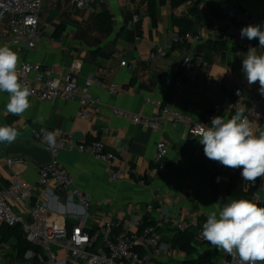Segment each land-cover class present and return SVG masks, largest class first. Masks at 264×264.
Here are the masks:
<instances>
[{
  "label": "crops",
  "instance_id": "crops-1",
  "mask_svg": "<svg viewBox=\"0 0 264 264\" xmlns=\"http://www.w3.org/2000/svg\"><path fill=\"white\" fill-rule=\"evenodd\" d=\"M62 1L65 0L45 1L41 38L35 48L30 49L25 43L9 46L1 35L0 46L7 45L18 53V64L24 60L41 63L43 67H54L56 75L71 72L80 86L89 77L98 79L101 84L94 83L89 92L100 102L90 110L88 119H82L77 116L80 111L77 99L44 101L29 96L30 107L17 116L6 111L8 93L0 92V126L15 128L22 138L15 142L26 141L28 145L34 144L33 132L42 127L71 132L75 141L102 140L107 151L120 156L123 176L111 181L109 166L92 154L63 150L58 157L74 176L75 185L89 195L92 202L89 211L70 190L57 192L53 186L37 188L32 198L14 205L15 211L24 214L39 205L46 208L50 221L70 228L79 223L97 228L105 217L111 216L139 230L147 218L155 222L162 234L157 257L160 264H183L184 260L201 254H213L215 261L222 264L229 254L198 237L195 255L181 250L175 243V226L180 221L194 220L197 232L202 230L207 214L229 199L234 178H240L248 192L243 199L251 200L252 190L241 176L242 169H230L208 159L203 145L182 119L165 117L164 129L154 130L116 114L115 110L155 117L158 110L147 101L150 98L161 101L183 118L210 126L206 115L213 103L221 101L234 87L241 86L249 101L252 85L242 70L249 46L231 45L220 36V31L231 22L227 11L232 4H241L263 18L264 0H210L224 10L220 16L211 13L205 1L199 0H189L178 7H173L171 0H109L101 11L114 16L110 32L97 21L98 12L77 9L72 0H66L70 5L66 8ZM174 17L188 20L186 31L175 24ZM46 24H55L56 31L50 32ZM261 27L264 30V23ZM212 30L214 33L209 36ZM187 33L207 38L175 41L177 36ZM209 41H221L226 48L215 50L214 43L208 44ZM254 44L257 54L264 55L258 39H254ZM159 48H164L165 54L151 58ZM188 56L190 68L197 70L193 78L181 69V62ZM122 59L127 65L120 68ZM167 79L172 80L170 85ZM210 81L222 85L213 87ZM178 83L184 86L180 99L176 93ZM111 84L117 85V93L107 89ZM255 99L264 105V95L259 93ZM234 114L226 109L219 116L230 119ZM249 120L258 136L260 120L255 117ZM160 140L167 142L168 154L157 161L156 145ZM8 145L0 142V187L8 186L16 178L37 182L38 165L29 157L6 155ZM8 158H17L18 162L9 164ZM261 206L264 207V200ZM3 231L4 224L0 223V264H44L41 251L37 254L27 249L21 255L17 237H5Z\"/></svg>",
  "mask_w": 264,
  "mask_h": 264
},
{
  "label": "built area",
  "instance_id": "built-area-1",
  "mask_svg": "<svg viewBox=\"0 0 264 264\" xmlns=\"http://www.w3.org/2000/svg\"><path fill=\"white\" fill-rule=\"evenodd\" d=\"M46 0H0V35L9 46H19L23 43L30 49L35 48L41 38L40 25L42 24V10ZM73 6L90 13L100 12L109 0H72ZM227 14L231 22L220 31V36L234 46L246 45L254 47V39L241 38L240 31L243 27L261 25L264 17L260 18L251 10L241 4H232ZM46 28L54 33L57 29L55 24H46ZM212 30L209 36H212ZM207 38L205 35L177 36L176 42L186 39ZM165 54L164 48H159L151 58H157ZM117 56H121L117 53ZM191 58L188 56L181 62L183 73L193 78L197 70L190 68ZM127 61L122 59L119 67L123 68ZM78 69V66L76 65ZM72 71V70H71ZM18 81L29 88L30 96L39 100L53 101L56 99H77L80 111L77 116L88 119L90 110L98 104V98H92L89 89L94 83L101 81L87 78L85 84L80 86L71 72L56 75L54 67H43L41 63H30L21 61L17 64ZM172 80L167 79V84ZM213 87H221V83L210 81ZM249 101L245 99V92L241 86L234 87L221 101L213 103L211 110L206 115L207 121L219 116L226 109L236 112L244 109L245 115L250 119L255 117L260 120L258 131H264V105L258 103L255 96L259 94V82L251 84ZM113 93L118 92L115 84L107 88ZM184 86L177 84V98L183 94ZM154 104L158 115L150 117L141 113L133 114L127 110L117 109L115 113L122 117H130L135 123H142L154 130H163V118L182 119L189 127V132L194 135L195 130L202 124L183 118L178 112L163 106L159 100L147 99ZM55 135V145L50 147L47 142V134ZM34 144L52 153L51 161L38 165L37 182L32 183L22 178L14 179L8 186L0 187V223L8 226L19 225L25 238L33 245L40 248L41 260L44 264H160L158 255L160 253L159 242L162 234L156 225H146L143 231L133 230L130 224L118 218L105 217L97 228H89L84 223L73 225H59L47 217L45 207L34 206L26 213H18L14 209L16 203L33 197L39 187L47 188L53 186L57 192L70 190L79 204L89 211L92 202L89 195L75 185V179L67 166L59 159L58 154L63 150H76L77 152H88L95 159L109 166V178L111 181L119 180L123 176L120 156L115 152L106 150L102 140L75 141L73 133L42 127L33 132ZM168 154V145L165 140H160L156 145V159H162ZM17 158H8L7 162L13 164L18 162ZM29 162L26 163V165ZM156 170V169H155ZM220 179V177H219ZM248 188L252 190L251 200L258 206L264 200V179L257 178L255 183L248 182ZM262 207V206H261ZM196 221H180L176 223L178 230L197 226ZM198 232V239L205 241ZM143 251V252H142ZM222 264H241L238 256L228 255ZM257 264H260L258 261ZM264 264V262L262 263Z\"/></svg>",
  "mask_w": 264,
  "mask_h": 264
},
{
  "label": "clouds",
  "instance_id": "clouds-1",
  "mask_svg": "<svg viewBox=\"0 0 264 264\" xmlns=\"http://www.w3.org/2000/svg\"><path fill=\"white\" fill-rule=\"evenodd\" d=\"M241 38L258 39L264 48L261 25L243 27ZM18 53L7 45L0 46V92L8 93L5 109L9 114L21 115L29 107L30 90L18 81ZM242 70L248 83L259 82V93L264 95V55L257 47H249L242 60ZM194 135L203 145L204 155L230 169H242L244 181L255 183L264 179V131L257 136L244 109H238L230 119L215 116L210 126L202 124ZM18 131L11 126H0V142L12 144ZM47 142L55 145V135L49 132ZM201 236L212 247L229 255L238 256L241 264L264 262V207L248 199H232L207 214Z\"/></svg>",
  "mask_w": 264,
  "mask_h": 264
},
{
  "label": "trees",
  "instance_id": "trees-1",
  "mask_svg": "<svg viewBox=\"0 0 264 264\" xmlns=\"http://www.w3.org/2000/svg\"><path fill=\"white\" fill-rule=\"evenodd\" d=\"M135 1V0H132ZM189 0H171V5L173 7H178L179 5L187 2ZM205 1L208 9L216 16H220L223 14L224 10L217 7L213 2L210 0H199V2ZM197 9V7H195ZM113 15L106 10H102L96 14V19L103 27L106 32H110L113 29ZM174 22L176 25L183 28V32L186 31L188 28L189 22L188 20L181 18V17H174ZM214 43L215 50H221L226 48L221 41L212 42L209 41L208 44ZM248 196V192L244 190L243 183L240 178H234L231 181L230 189H229V199L226 201L230 202L232 199H241ZM141 227L139 231H143L146 225H156L154 221L148 220L145 218L141 223ZM5 231L3 234L6 236H15L18 239V249L20 250V254L23 255V252L27 249L34 250L37 254L40 252V248L36 245L31 244L24 236L22 229L19 225L17 226H8L4 224ZM199 232V231H198ZM197 227H190L186 230H178L176 228V233L174 236L175 243L178 247L186 252L188 255H195L196 247H195V239L198 235ZM143 252V251H142ZM215 256L213 254H201L195 258H189L183 261V264H218L215 261Z\"/></svg>",
  "mask_w": 264,
  "mask_h": 264
},
{
  "label": "water",
  "instance_id": "water-1",
  "mask_svg": "<svg viewBox=\"0 0 264 264\" xmlns=\"http://www.w3.org/2000/svg\"><path fill=\"white\" fill-rule=\"evenodd\" d=\"M17 136L16 139H20ZM22 139V138H21ZM6 155H22L31 158L37 165L47 163L52 159V153L36 144L28 145L26 141L12 143L6 147Z\"/></svg>",
  "mask_w": 264,
  "mask_h": 264
},
{
  "label": "rangeland",
  "instance_id": "rangeland-1",
  "mask_svg": "<svg viewBox=\"0 0 264 264\" xmlns=\"http://www.w3.org/2000/svg\"><path fill=\"white\" fill-rule=\"evenodd\" d=\"M61 5L63 6V7H70V5H68L67 3H66V0L65 1H62V3H61ZM35 264H39V262H36Z\"/></svg>",
  "mask_w": 264,
  "mask_h": 264
}]
</instances>
